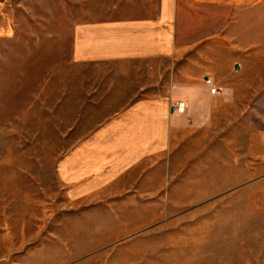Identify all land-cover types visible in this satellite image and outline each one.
I'll return each mask as SVG.
<instances>
[{
  "label": "rangeland",
  "instance_id": "obj_1",
  "mask_svg": "<svg viewBox=\"0 0 264 264\" xmlns=\"http://www.w3.org/2000/svg\"><path fill=\"white\" fill-rule=\"evenodd\" d=\"M52 1L0 3V264H264V54L230 66L173 160L71 200L57 145L86 102L71 79L96 69L40 30L97 6Z\"/></svg>",
  "mask_w": 264,
  "mask_h": 264
},
{
  "label": "crops",
  "instance_id": "obj_2",
  "mask_svg": "<svg viewBox=\"0 0 264 264\" xmlns=\"http://www.w3.org/2000/svg\"><path fill=\"white\" fill-rule=\"evenodd\" d=\"M85 4L97 7L71 16L69 28L40 30V45L66 49L73 68L96 69L71 79L78 100L86 102L73 110L57 145L71 150L57 165L71 200L149 174L161 157L173 160L190 128L205 124L211 104L224 100L210 94L205 78L222 86L234 62L242 57L249 66L257 52L264 54V0ZM179 100L187 104L184 114L173 112Z\"/></svg>",
  "mask_w": 264,
  "mask_h": 264
},
{
  "label": "built area",
  "instance_id": "obj_3",
  "mask_svg": "<svg viewBox=\"0 0 264 264\" xmlns=\"http://www.w3.org/2000/svg\"><path fill=\"white\" fill-rule=\"evenodd\" d=\"M205 85L210 89V92L212 94H220L221 93V87L218 86L214 79L210 76H207L205 78ZM173 112L177 114H184L187 110V104L183 100H179L173 104Z\"/></svg>",
  "mask_w": 264,
  "mask_h": 264
}]
</instances>
